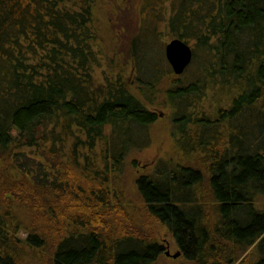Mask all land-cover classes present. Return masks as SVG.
Returning a JSON list of instances; mask_svg holds the SVG:
<instances>
[{
	"label": "trees",
	"instance_id": "1",
	"mask_svg": "<svg viewBox=\"0 0 264 264\" xmlns=\"http://www.w3.org/2000/svg\"><path fill=\"white\" fill-rule=\"evenodd\" d=\"M94 2L0 0V264H156L165 248L146 238L151 225L195 264L264 254V0L159 1L166 31L195 42L189 82L163 86L173 70L139 45L160 30L137 29L135 89L163 92L178 151L195 162L139 174L141 206L122 176L159 115L120 73L98 78ZM150 53L157 74L145 73Z\"/></svg>",
	"mask_w": 264,
	"mask_h": 264
},
{
	"label": "rangeland",
	"instance_id": "2",
	"mask_svg": "<svg viewBox=\"0 0 264 264\" xmlns=\"http://www.w3.org/2000/svg\"><path fill=\"white\" fill-rule=\"evenodd\" d=\"M94 2V26L96 33L99 37V47L102 50V63L101 67L97 70V76L101 80V74L105 70L107 74L111 77L115 74L120 73L123 80L130 85V90L133 91L138 97L142 98V101L145 102L149 109L155 110L158 113L159 119L154 123L151 130V144L147 149L141 151L133 150L130 155L127 157V168L126 174L122 176L127 182V193L129 195L130 203L136 202L137 205L139 201V196L135 187V179L139 174L143 172H149L154 170L153 167L160 163V161H181L189 162L195 164L193 158H187L181 156L176 145V140L174 137L175 125L172 123V114L171 107L168 105L167 101L163 98V92L159 93L158 96L147 97L146 100L141 96L140 93L135 89L136 79L134 74L136 73V66L134 61L130 57V47L131 41L134 39L137 29H140V26L148 27L149 29L156 28L158 35H153L157 37V40L153 37H148V41L141 42L139 41L140 47L146 51L150 50L156 53H162L164 55L165 62L168 63L165 55V47L172 39L177 38L173 37L174 34H169L166 31L167 19L169 18V4L163 5L158 4L160 0H93ZM154 5V6H153ZM166 8V9H165ZM168 10V13H167ZM188 41V40H186ZM188 42L193 50V54L198 51L194 48V43ZM152 56V62L145 73H156L159 69L155 65L158 61V56L154 53H150ZM195 55V54H194ZM193 60H195L193 58ZM162 66L160 69L165 68L164 62L161 60ZM160 64V65H161ZM169 65V63L167 64ZM171 67V66H170ZM164 70V69H163ZM172 70V68H171ZM195 66L193 61L190 66L184 71V74L180 76L184 82L191 81V75L195 72ZM174 76L175 73L172 71L171 76L165 77L164 85H168ZM187 80V81H185ZM212 87V86H211ZM220 87V86H219ZM214 90V89H213ZM209 93L210 100L208 103H215L220 97H215L217 90ZM220 95L226 97L225 92H222ZM222 99V98H220ZM193 160V161H192ZM133 161L138 163L137 167L133 166ZM194 166V165H192ZM138 200V201H137ZM140 214V212H139ZM148 217L143 219V222L146 221ZM151 219V218H150ZM152 220V219H151ZM150 221V220H148ZM153 221V220H152ZM150 221V222H152ZM148 223V222H147ZM151 229L146 231V238H154L159 240L164 249V253L159 256L156 264H195L193 261L185 259L181 254L178 258H173L172 255L177 254L181 251V248H178V245L175 239L172 237V234L167 230L165 226L155 227L151 225ZM134 228V233L132 229V234L136 232L144 234L143 229L137 226ZM153 228H156L152 230ZM153 232H152V231ZM131 232V231H129ZM151 232V233H150ZM26 233H22V236H25ZM144 237V236H143ZM142 237V238H143ZM254 247L239 250L235 253V258H233L229 263L226 264H256L260 260L263 253H257L254 251ZM243 252H240L242 251ZM170 252V255L167 256L166 253Z\"/></svg>",
	"mask_w": 264,
	"mask_h": 264
},
{
	"label": "water",
	"instance_id": "3",
	"mask_svg": "<svg viewBox=\"0 0 264 264\" xmlns=\"http://www.w3.org/2000/svg\"><path fill=\"white\" fill-rule=\"evenodd\" d=\"M165 55L174 73L178 76L184 74L194 58L192 46L179 38H174L167 43ZM166 255L169 256L170 252L168 251ZM180 255L181 251L172 255V257L178 258Z\"/></svg>",
	"mask_w": 264,
	"mask_h": 264
},
{
	"label": "flooded vegetation",
	"instance_id": "4",
	"mask_svg": "<svg viewBox=\"0 0 264 264\" xmlns=\"http://www.w3.org/2000/svg\"><path fill=\"white\" fill-rule=\"evenodd\" d=\"M258 253H259V252H258ZM260 253H261V252H260ZM260 253H259V254H260ZM263 258H264V256L261 257V259H263ZM256 264H258V263H256Z\"/></svg>",
	"mask_w": 264,
	"mask_h": 264
}]
</instances>
